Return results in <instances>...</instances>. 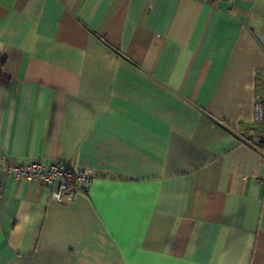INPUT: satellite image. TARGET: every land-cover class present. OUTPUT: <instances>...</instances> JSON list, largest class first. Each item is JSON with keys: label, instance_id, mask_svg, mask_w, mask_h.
<instances>
[{"label": "crops", "instance_id": "0c3cea01", "mask_svg": "<svg viewBox=\"0 0 264 264\" xmlns=\"http://www.w3.org/2000/svg\"><path fill=\"white\" fill-rule=\"evenodd\" d=\"M260 79L264 0H0V264H264Z\"/></svg>", "mask_w": 264, "mask_h": 264}, {"label": "built area", "instance_id": "2783aa9c", "mask_svg": "<svg viewBox=\"0 0 264 264\" xmlns=\"http://www.w3.org/2000/svg\"><path fill=\"white\" fill-rule=\"evenodd\" d=\"M257 89L259 94L254 103L253 122L264 125V79H260ZM9 169L15 177H24L28 180L39 179L46 185L53 184L59 177L58 185L51 193L52 199L58 202L70 201L78 193L87 192L93 178L89 171L76 170L63 162H54L49 167H45L40 161H34L26 165L9 167Z\"/></svg>", "mask_w": 264, "mask_h": 264}]
</instances>
